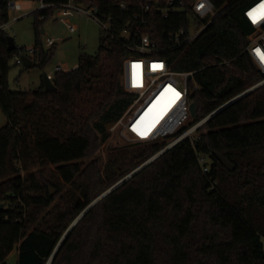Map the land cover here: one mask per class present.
<instances>
[{
    "label": "trees",
    "instance_id": "obj_1",
    "mask_svg": "<svg viewBox=\"0 0 264 264\" xmlns=\"http://www.w3.org/2000/svg\"><path fill=\"white\" fill-rule=\"evenodd\" d=\"M44 1L95 7L100 17L111 19V34L102 32L98 53H82L76 70L56 73L54 90L46 91L42 82L30 92L10 90L8 74L17 48L9 52V35L0 34V109L8 120L0 130V264H8L16 249L17 264H47L79 215L167 144L135 152L120 172L109 176L99 158L80 162L95 154L98 141L109 139L108 125L132 104L134 95L122 86L123 61L130 55L122 42L125 30L133 37L148 35L173 71H197L200 88L192 95V126L262 80L243 54L253 32L243 15L244 0H211L221 16L184 55L173 51L169 34L186 27L185 13L164 18L159 9L168 0ZM148 1L153 3L150 12L144 11ZM181 1L189 5L193 0ZM122 4L126 11L120 10ZM42 16L47 12L37 14L33 24L31 68H43L53 57L41 41ZM226 61L229 66L221 65ZM38 113L42 118L29 127V118ZM47 115L55 118L52 127L66 121V129L52 134L43 119ZM201 156L208 159L209 174L199 164ZM24 158L38 167L42 161L57 166L65 184L84 188L79 201L61 198L63 205L49 227L37 218L56 198L50 196L44 173L20 176ZM51 264H264V86L207 121L198 140H182L98 202Z\"/></svg>",
    "mask_w": 264,
    "mask_h": 264
},
{
    "label": "built area",
    "instance_id": "obj_2",
    "mask_svg": "<svg viewBox=\"0 0 264 264\" xmlns=\"http://www.w3.org/2000/svg\"><path fill=\"white\" fill-rule=\"evenodd\" d=\"M22 2V0H0V34H7L14 24L25 17ZM244 2L246 6L243 15L252 26L253 32L247 37L243 54L251 58L262 80L233 100L252 89L264 86V59H262L264 57V0H244ZM152 5V1H148L144 11L150 12ZM60 9H69L76 15L94 21L103 32L111 34V19L100 17L95 7H83L72 1L46 3L42 0L39 9L33 13L37 15L46 11L47 16L40 17V20L55 19L54 12ZM120 10L126 11L127 7L122 4ZM159 10L164 18H168L175 12L185 13L186 27L169 34L173 51L182 50V55L186 54L190 46L221 16V12L211 0H193L189 5L181 0H168ZM60 22L67 24L69 30L75 32L76 28L70 25L67 19L62 18ZM122 37V42L130 53L123 61L122 86L126 92L133 94L134 98L122 117L108 125V132H117L124 139L148 144L167 141L165 147L156 156L162 155L186 138L192 142L198 140L199 129L211 115L192 126L193 118L190 113V106L193 104L192 95L200 88L195 80L197 71H173L167 59L162 57L156 42L152 41L148 35L133 37L125 30ZM55 45L54 40L48 39L46 49L50 50ZM24 58L34 62L35 48L25 52L17 48L14 58L16 66L23 67ZM230 63L226 61L221 65L229 66ZM77 68L78 65L73 70ZM62 72L69 71L58 64L55 66L54 74H46L47 79L53 83L55 74ZM199 164L204 173H210L206 157H199Z\"/></svg>",
    "mask_w": 264,
    "mask_h": 264
},
{
    "label": "rangeland",
    "instance_id": "obj_3",
    "mask_svg": "<svg viewBox=\"0 0 264 264\" xmlns=\"http://www.w3.org/2000/svg\"><path fill=\"white\" fill-rule=\"evenodd\" d=\"M22 1L23 15H25V17L14 24L12 28L7 31V34L14 39L16 48L22 49L25 52V50H30L36 45L35 28L33 25L36 15H34L33 12L39 9L42 0ZM54 15L56 20L52 18L46 19L41 28V30L43 29L45 32L41 37L45 49L48 39H52L56 42V45L50 49L53 55L52 59L43 68L35 67L31 69L16 66L15 60L13 59L8 74V84L11 91H36L41 86L44 74H54L55 66L58 64L63 65L65 69L71 71L77 67L82 53L88 55H96L98 53L103 30L96 22L76 15L69 9L57 10L54 12ZM62 18L67 19L70 25L76 28L75 32H71L67 24L60 22ZM40 116L39 113L31 116L29 118V127L34 126L35 123L42 118ZM43 119L48 120L46 123L49 126L48 130L50 132L52 131V134H55L56 130L63 132L66 129V121H59L57 124H54L55 127H52L55 120L52 115L44 116ZM7 123L8 120L0 109V130L5 127ZM97 144L98 150L95 154L90 155L84 161L82 160L80 162L88 164L94 158H99L100 168L106 176L120 172L125 161L135 152H142L149 146L155 145L124 139L119 136L117 132L109 133V139L106 142L98 141ZM164 147L165 145L162 146L157 153ZM157 153L149 160L154 158ZM32 155H34V152ZM36 156L38 155L36 154ZM37 160L38 158L36 157V162ZM42 165V167L34 166L27 158H24L22 165L23 169L20 170V176L22 178H27L30 174H39V171L45 174V178L48 181L50 196L56 199L53 206L37 218V223L39 224L40 222L49 227L52 225L53 221L56 220L60 212V207L63 205L61 198H65L69 202L79 201L84 192V188L81 189L82 186H79L77 182L65 184L58 175L57 166L47 164L45 161H42ZM17 261L18 252L16 249L12 252L7 262L8 264H16Z\"/></svg>",
    "mask_w": 264,
    "mask_h": 264
},
{
    "label": "water",
    "instance_id": "obj_4",
    "mask_svg": "<svg viewBox=\"0 0 264 264\" xmlns=\"http://www.w3.org/2000/svg\"><path fill=\"white\" fill-rule=\"evenodd\" d=\"M42 34H45L44 30L42 29ZM16 48L15 43H14V39L12 37H8V51L12 52L14 49ZM33 66V61L29 60L27 58H24V63H23V67L29 69ZM43 83L45 86V90L46 91H52L55 89V86L52 82H50L47 79L46 74H44L43 76ZM256 89V88H255ZM255 89L250 90L248 93H246L245 95L253 92ZM243 95V96H245ZM243 96L229 102L227 105L223 106L222 108H220L219 110H217L214 114H212L210 116V118L208 119V121L213 118L216 114H218L219 112L223 111L224 109H226L228 106L232 105L235 101L239 100L240 98H242ZM195 104H191L190 106V113H191V117L194 118L195 117ZM211 156L218 159V161L225 166L230 172L234 171V166L225 158L223 157L221 154L212 151L211 152ZM159 156H156L154 158H152L151 160H149L148 162H146L145 164H143L142 166H140L138 169H136L135 171H133L130 175H128L127 177L123 178L122 180H120L117 184H115L114 186H112L109 190H107L104 194H102L100 197H98L95 201H93L80 215L79 217L73 222V224L68 228V230L66 231V233L63 235V237L61 238L60 242L58 243V245L56 246L55 250L53 251L51 258L49 259L47 264H51L56 256V254L58 253L60 247L62 246V244L64 243V241L66 240V238L68 237V235L70 234V232L73 230V228L77 225V223L98 203L100 202L104 197H106L107 195H109L112 191H114L116 188L120 187L121 185H123L126 181H128L130 178H132L135 174H137L139 171H141L144 167H146L147 165H149L150 163H152L155 159H157ZM1 209H3V206H1Z\"/></svg>",
    "mask_w": 264,
    "mask_h": 264
},
{
    "label": "snow or ice",
    "instance_id": "obj_5",
    "mask_svg": "<svg viewBox=\"0 0 264 264\" xmlns=\"http://www.w3.org/2000/svg\"><path fill=\"white\" fill-rule=\"evenodd\" d=\"M262 59H264V57H262Z\"/></svg>",
    "mask_w": 264,
    "mask_h": 264
},
{
    "label": "crops",
    "instance_id": "obj_6",
    "mask_svg": "<svg viewBox=\"0 0 264 264\" xmlns=\"http://www.w3.org/2000/svg\"><path fill=\"white\" fill-rule=\"evenodd\" d=\"M43 82V81H42ZM17 264V263H16Z\"/></svg>",
    "mask_w": 264,
    "mask_h": 264
}]
</instances>
